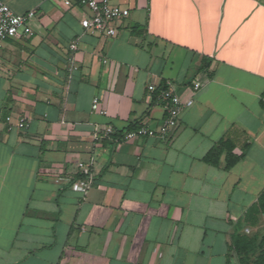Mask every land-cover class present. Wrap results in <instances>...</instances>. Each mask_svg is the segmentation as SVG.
<instances>
[{"label":"crops","instance_id":"0c3cea01","mask_svg":"<svg viewBox=\"0 0 264 264\" xmlns=\"http://www.w3.org/2000/svg\"><path fill=\"white\" fill-rule=\"evenodd\" d=\"M3 1L37 17L0 49V264H240L233 237L264 191V0H112L130 12L113 37L83 29L79 0ZM168 87L193 101L177 128L123 142L162 125ZM225 139L247 151L230 171L203 162Z\"/></svg>","mask_w":264,"mask_h":264},{"label":"built area","instance_id":"2783aa9c","mask_svg":"<svg viewBox=\"0 0 264 264\" xmlns=\"http://www.w3.org/2000/svg\"><path fill=\"white\" fill-rule=\"evenodd\" d=\"M65 6L71 7L70 0H59ZM79 5L86 8L90 15L81 21L84 30L92 33L99 34L107 37L116 35V23L130 14L129 10L115 7L112 5V0H79ZM150 11V10H149ZM37 14L35 11H30L26 14H16L3 0H0V49L3 45L14 38L19 36L29 37L32 34L31 23L36 19ZM70 49L72 52L77 51L78 45L76 42L71 44ZM70 67L69 72L72 75L78 70L75 65L74 57L69 59ZM199 85H196V89ZM149 92L155 93L157 86L152 84L148 87ZM159 97L168 103L167 117L158 129H153L148 126H140L134 130L125 132L121 140L123 142H133L145 138H156L165 140L167 136L174 131L180 120L182 112L193 105L192 100L183 101L171 87L162 89ZM92 111L100 115H106V111L100 107L99 98H95L92 103ZM8 131L14 129L26 131L30 128V120L27 118H20L18 122L14 123L12 117L6 119ZM106 136H112L115 131L112 127L105 130ZM79 169L82 171V176L79 180L71 182V188L78 193L87 194L91 184L92 177L90 170L84 163L78 164ZM60 181V180H59Z\"/></svg>","mask_w":264,"mask_h":264},{"label":"trees","instance_id":"16d2710c","mask_svg":"<svg viewBox=\"0 0 264 264\" xmlns=\"http://www.w3.org/2000/svg\"><path fill=\"white\" fill-rule=\"evenodd\" d=\"M235 149L234 142L231 139H225L212 147L203 158V162L212 167H219L221 158L225 155L224 169L230 171L247 155L246 148L241 155L235 154ZM262 215H264V191L257 205L249 210L243 222L237 226L233 237L232 250L238 256L240 264H264V236L250 237L245 233L246 227L259 225Z\"/></svg>","mask_w":264,"mask_h":264},{"label":"rangeland","instance_id":"374dc122","mask_svg":"<svg viewBox=\"0 0 264 264\" xmlns=\"http://www.w3.org/2000/svg\"><path fill=\"white\" fill-rule=\"evenodd\" d=\"M251 227V226H249ZM264 234V228H260V230H253L251 234H249L248 236L250 237H256V236H259V235H263Z\"/></svg>","mask_w":264,"mask_h":264}]
</instances>
